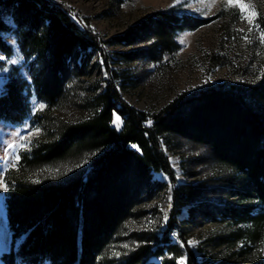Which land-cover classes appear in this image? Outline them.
<instances>
[{"label":"trees","instance_id":"16d2710c","mask_svg":"<svg viewBox=\"0 0 264 264\" xmlns=\"http://www.w3.org/2000/svg\"><path fill=\"white\" fill-rule=\"evenodd\" d=\"M214 18L158 10L114 41L129 46L146 41L143 49L121 56L128 60L141 57L155 70L164 71L180 50L178 34ZM255 23L259 33L264 31L263 18L257 17ZM6 33L14 36L31 79L23 78L18 67L9 69L0 91L3 123L20 126L29 117L32 124L39 123L49 109L69 96L67 87L73 79L98 65H90L93 58L100 56L107 66L99 36L50 0H0V68L12 53L2 38ZM211 60L221 62L218 57ZM108 72L103 90L88 103L90 116L74 123L60 122L51 140L21 152L16 164L18 170L36 169L87 154L86 170L39 183L20 178L13 168L5 171L3 180L10 190L3 195V207L10 248L1 256L3 263H109L107 249L120 236L125 222L139 204L155 200L165 190V184L152 179V172L164 173L172 184L169 223L161 238L133 234L137 243L127 255L122 254L124 264H143L150 255L164 250L172 256L181 253L167 239L181 208L187 210L188 222L198 214L209 222L248 223L253 226L248 237L255 239L264 227V58L251 79L205 82L181 92L154 112L127 106L113 83L117 75ZM33 95L46 109L31 116ZM179 140L191 150L201 151L193 161L212 164L219 189L226 198L234 196L242 204L202 201L201 196L207 197L202 190L210 178L175 184L161 148H178ZM213 205L219 209L212 214L205 208L213 209ZM231 237L241 238L238 234ZM181 243L185 245V240ZM186 264L202 263L187 251Z\"/></svg>","mask_w":264,"mask_h":264},{"label":"rangeland","instance_id":"374dc122","mask_svg":"<svg viewBox=\"0 0 264 264\" xmlns=\"http://www.w3.org/2000/svg\"><path fill=\"white\" fill-rule=\"evenodd\" d=\"M61 4L70 13L71 17L79 20L101 40V47L106 54L108 69L114 71L117 77L113 80L121 100L129 107L141 112H154L166 106L181 92L197 88L206 81L212 83L240 82L251 79V73L264 58V45L260 44L259 32L256 28L249 32V24L242 19L240 9L227 4V0H50ZM248 4L257 17L264 20V0H243ZM172 9L178 15H191L206 19L216 17L207 24L193 29L182 31L176 37L180 50L176 59L166 70H155L149 61L141 57L128 60L123 53H134L146 46V41L135 42L134 45L115 43L114 38L120 37L132 26L147 18L152 12ZM222 12L220 16H216ZM8 25L11 20L5 18ZM248 37V41L244 37ZM4 41L10 45L12 53L6 59L4 68H0V91L6 81L8 71L12 66L19 68L23 78L30 81L31 77L24 63L23 56L18 49L12 34H2ZM112 41L108 42V41ZM149 41V40H148ZM253 48V50H250ZM211 57H218L221 62L215 64ZM0 58L3 56L0 54ZM16 63L13 64L12 61ZM97 63L87 73L73 79L67 89L69 96L61 100L46 113L39 123L32 124L30 117L20 126L10 125L0 121V181H3L6 170H17L18 176L32 181H46L60 175H70L86 170L88 156L82 155L71 162H60L56 165H44L36 169L18 170L17 165L8 164L10 153L20 156L23 151H29L38 143L52 139L53 129L60 122L74 123L87 119L91 109V102L97 91L103 90L109 72L102 59L95 57L90 65ZM244 70H243V69ZM242 72V73H241ZM210 76V80H209ZM36 101L34 104L33 101ZM43 105V107H39ZM31 116L46 109V104L33 95L30 97ZM36 130H39L38 133ZM19 133V135H17ZM31 133V135H30ZM21 137H29L23 141L25 147L12 148L20 144ZM178 148L167 149L165 154L173 172L175 184L185 182L196 183L199 179L206 180L207 184L202 201H212L213 204L240 205L234 196L226 198L219 189V182H215L216 174L210 168L212 164H199L195 160L201 151L191 150L179 140ZM193 161V162H191ZM49 169H58L59 174ZM71 169V171H69ZM152 179L166 185L165 190L155 199L143 202L135 209L133 216L128 219L121 229L120 236L107 249V264H124V256L134 248L137 242L132 235L145 234L146 237H163L170 219L172 184L164 173L152 172ZM207 191V192H206ZM4 192L0 190V264H4L1 256L10 248V237L4 218ZM205 209L217 213L219 207L213 205ZM204 209V208H203ZM200 211V210H199ZM168 216L167 222L163 217ZM188 213L181 208L176 216L177 222L171 228L167 239L170 245L178 246L181 253L172 256L164 250L162 254L150 255L143 264H186L187 251H190L202 264H264V227L255 239H249L253 226L250 224H230L224 222H209L201 215L195 214L192 222L187 221ZM188 222V223H187ZM231 234L241 236L239 240ZM185 240V245L181 242ZM189 241H195L189 245ZM123 254V255H122Z\"/></svg>","mask_w":264,"mask_h":264},{"label":"snow or ice","instance_id":"6c2138e0","mask_svg":"<svg viewBox=\"0 0 264 264\" xmlns=\"http://www.w3.org/2000/svg\"><path fill=\"white\" fill-rule=\"evenodd\" d=\"M227 4L233 7H237L240 9L241 12V17L242 19L246 20L247 23L249 24V32H252L256 27V19H257V14L255 11H253L251 9V7L246 4L245 2H243V0H227ZM259 37H260V44L264 45V31H261L259 33ZM244 39L246 40V42H250L248 41V37L245 36ZM13 64L16 63L15 60L12 61ZM209 80H210V76H209ZM208 82V81H206ZM33 103L35 104L36 101L34 100ZM39 107H43V105H39ZM117 119H119V117H117ZM149 124H151V121L148 122ZM39 130H36V132L38 133ZM17 135H19V133H17ZM31 135V133H30ZM29 141V145H30V140L29 137H21V143L18 145H12V148H23L25 147V144L23 143V141ZM135 147V146H134ZM20 160V156L16 155L15 152H11L10 153V159L8 160V164H11L12 166H16L17 162ZM51 173L55 172L57 174H59V170L58 169H49L48 170ZM69 171H71V169H69ZM55 178V177H53ZM34 183H39V180L33 181ZM0 190H2L4 193H7L10 189L8 187V184L4 183L3 181H0ZM171 199V198H170ZM164 221L167 222L168 220V216L165 213L164 217H163ZM189 245H194L196 242L195 241H189L188 242ZM181 264H183V261H181Z\"/></svg>","mask_w":264,"mask_h":264}]
</instances>
